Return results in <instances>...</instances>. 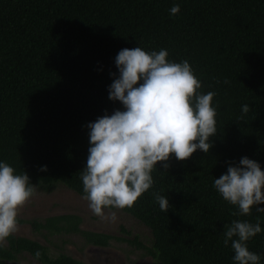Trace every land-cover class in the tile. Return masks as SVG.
Wrapping results in <instances>:
<instances>
[{"label": "trees", "instance_id": "obj_1", "mask_svg": "<svg viewBox=\"0 0 264 264\" xmlns=\"http://www.w3.org/2000/svg\"><path fill=\"white\" fill-rule=\"evenodd\" d=\"M174 3L176 15L169 12ZM137 46L165 48L169 60L189 62L199 91L215 93L217 133L208 153L197 150L185 161L172 156L166 169L158 162L152 187L122 210L151 231V247L125 228L128 236L118 239L147 250L155 264H233L224 225L259 217L262 231L247 244L264 264V213L233 215L236 207L213 187L241 157L264 170V0H0V160L34 185L62 184L82 196L86 124L122 108L108 99L110 73L118 75V51ZM153 193L167 196V212ZM62 220L67 226H59ZM46 222L35 225L81 233L98 246L114 238L81 229L77 215ZM10 238L13 249L39 252L45 264H84L51 257L37 241ZM13 258L0 245V260Z\"/></svg>", "mask_w": 264, "mask_h": 264}, {"label": "clouds", "instance_id": "obj_2", "mask_svg": "<svg viewBox=\"0 0 264 264\" xmlns=\"http://www.w3.org/2000/svg\"><path fill=\"white\" fill-rule=\"evenodd\" d=\"M179 11V3L169 9L172 15ZM168 55L165 48L119 50L114 58L118 75L110 73L107 91L108 99L122 108L86 124L89 147L80 171L81 198L101 220H115L113 209L131 208L152 187L151 173L158 162L166 169L172 156L185 161L197 150L208 153L212 147L210 138L217 133L215 93L200 92L201 82L189 62H174ZM241 111L247 113L249 105H242ZM213 187L236 207L233 215L249 216L253 208L264 213V170L257 161L244 156L229 164L213 179ZM35 194L36 185L25 171L17 173L0 160V245L18 231L19 210ZM153 196L167 212V196ZM261 231L259 217L255 223L234 219L224 225L223 244H230L233 264H260L261 254L250 251L247 242Z\"/></svg>", "mask_w": 264, "mask_h": 264}, {"label": "rangeland", "instance_id": "obj_3", "mask_svg": "<svg viewBox=\"0 0 264 264\" xmlns=\"http://www.w3.org/2000/svg\"><path fill=\"white\" fill-rule=\"evenodd\" d=\"M81 197V195L62 184L51 190L36 187V194L19 210L18 218L26 221L23 225H19L21 227L20 231L23 232L24 237L46 245L50 254L54 257L60 252L71 256H75L76 252H78L81 256L86 257L88 246L79 235H42L33 225L28 223L35 220H44L50 216L75 214L82 218L83 230L104 231L114 237L110 244V249L113 253L106 254L111 262L115 261L119 264H149L150 259H148L149 254L147 250L137 248L129 242L117 241V238L128 236L123 230L125 228L132 233L131 238L137 234H141V240L150 242L152 240V234L148 228L139 224L131 215L120 209L112 210L116 214L115 220H101L89 210L87 201ZM0 264L37 263L29 260L27 255L22 254L17 261H6Z\"/></svg>", "mask_w": 264, "mask_h": 264}, {"label": "flooded vegetation", "instance_id": "obj_4", "mask_svg": "<svg viewBox=\"0 0 264 264\" xmlns=\"http://www.w3.org/2000/svg\"><path fill=\"white\" fill-rule=\"evenodd\" d=\"M58 186V185H57ZM36 187H40V188H43L41 186H37ZM45 189V188H43ZM53 189V188H52ZM47 190V189H45ZM70 214H65V215H58V216H50V217H47L45 218L44 220H35L33 222H28L29 224L33 225L34 228L42 235H52V236H70V235H79V237L84 240L85 244L88 246L87 247V255L86 257H83L81 256L78 252H76V255L74 256H71L69 254H66L64 252H60L57 256L61 255V254H65V255H69L71 256L72 258L78 260V261H81L83 262L84 264H119L118 262H111L108 257L106 256V254L108 253H113V251H111L110 249V245L107 246V247H103V246H98V245H95V244H92L90 242H88V240L81 234V233H75V232H67L65 230H56V229H53V228H41V229H38L37 226L35 225V223H40V222H43V224H47V219L49 218H59V217H62V216H68ZM75 215V214H73ZM78 216V215H77ZM80 217V216H78ZM81 218V217H80ZM137 221V220H136ZM138 222V221H137ZM24 223H26V221L22 220V219H19L18 218V231L16 233H14L12 235V237H15V238H24V239H30V238H27V237H24L23 235V232H21V227H19V225H23ZM59 226L62 227L63 225L64 226H67V223L65 220H62L61 222H59ZM139 224H141L139 222ZM143 225V224H142ZM145 226V225H143ZM80 227L82 229V218H81V223H80ZM146 227V226H145ZM147 228V227H146ZM92 232H98V233H105L106 235H110L112 236L111 234L107 233V232H104V231H93ZM139 235V238L141 240L142 238V235L141 234H137ZM11 237V236H10ZM8 238L6 241H4L3 245L4 247H6V250H10L11 253L14 255V258L12 260H9V259H6V260H0L1 262L0 263H3V262H14V261H17L19 259V256H21L22 254L24 255H27L28 259L31 260V261H34L35 263L37 264H45L40 258H37L33 253L29 252L28 250H24V249H19V247H17L16 245V248L13 249V245H12V239L11 238ZM113 237V236H112ZM32 241H36V240H33V239H30ZM112 241V240H111ZM117 241H120L118 238H117ZM143 241V240H141ZM38 242V241H37ZM125 242V241H123ZM145 243V245H147L148 247H151V240L150 242H147V241H143ZM40 243V242H39ZM5 244V245H4ZM111 244V242H110ZM44 245V244H43ZM46 246V245H45ZM51 255V254H50ZM55 256V257H57ZM51 257H54L51 255ZM148 259H150L149 261V264H155V260L154 258L149 255Z\"/></svg>", "mask_w": 264, "mask_h": 264}]
</instances>
